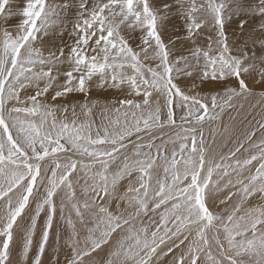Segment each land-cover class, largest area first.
I'll return each instance as SVG.
<instances>
[{
  "label": "snow or ice",
  "instance_id": "1",
  "mask_svg": "<svg viewBox=\"0 0 264 264\" xmlns=\"http://www.w3.org/2000/svg\"><path fill=\"white\" fill-rule=\"evenodd\" d=\"M257 95L264 0H0V264H264Z\"/></svg>",
  "mask_w": 264,
  "mask_h": 264
},
{
  "label": "rangeland",
  "instance_id": "2",
  "mask_svg": "<svg viewBox=\"0 0 264 264\" xmlns=\"http://www.w3.org/2000/svg\"><path fill=\"white\" fill-rule=\"evenodd\" d=\"M13 2L15 3L16 0H13ZM67 31L68 32L71 31L70 24L67 25ZM63 38L65 40H68L67 32L65 33ZM93 94L95 95V92ZM76 99L79 100V97H77ZM239 104H243V108H240ZM261 119H264V100H261L260 96L257 95L256 97H251V98H248L247 100L239 101L237 104V107L231 112L226 111L223 116L222 126L228 125L230 132L227 133L226 135H231L233 139H235L237 136H243L251 129L257 128V121H260ZM221 130H223V127L221 128ZM261 135H264V134L257 131L255 139L259 140ZM222 140H223V137L218 135L215 150L217 151L219 150V146ZM228 146L231 147L232 143L229 142ZM171 256L172 255L170 254L169 256L165 257L164 260ZM171 261L168 264H171Z\"/></svg>",
  "mask_w": 264,
  "mask_h": 264
},
{
  "label": "bare ground",
  "instance_id": "3",
  "mask_svg": "<svg viewBox=\"0 0 264 264\" xmlns=\"http://www.w3.org/2000/svg\"><path fill=\"white\" fill-rule=\"evenodd\" d=\"M172 259H173V256H171V257L165 259V260H164V264H166V263L168 264Z\"/></svg>",
  "mask_w": 264,
  "mask_h": 264
}]
</instances>
